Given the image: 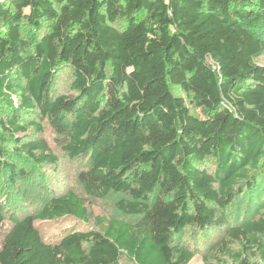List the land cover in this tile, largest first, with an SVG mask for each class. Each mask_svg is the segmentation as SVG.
Segmentation results:
<instances>
[{"label":"trees","instance_id":"obj_1","mask_svg":"<svg viewBox=\"0 0 264 264\" xmlns=\"http://www.w3.org/2000/svg\"><path fill=\"white\" fill-rule=\"evenodd\" d=\"M262 56L264 0H0V176L16 187L23 161L58 163L21 137L40 114L69 157L90 155L86 195L126 194L119 209L140 218L47 238L45 223L92 218L83 198L11 214L4 232L0 204V264H190L204 239V264H264ZM63 67L73 96L53 95ZM245 193L259 216L232 224Z\"/></svg>","mask_w":264,"mask_h":264},{"label":"rangeland","instance_id":"obj_2","mask_svg":"<svg viewBox=\"0 0 264 264\" xmlns=\"http://www.w3.org/2000/svg\"><path fill=\"white\" fill-rule=\"evenodd\" d=\"M47 25H44V28ZM39 37V32L34 30H26L24 38L28 39L32 47L36 44V39ZM259 65H264V56L257 60ZM73 76L67 67H63L56 74L53 86V95H70L73 96L74 91L71 90ZM177 93H181L178 91ZM18 101L17 97H14ZM73 116H68L67 120ZM29 119L35 124V128H41L42 132H37L33 127H30L27 135H21L25 141L45 140L49 147L52 149L54 155L58 158L56 165L37 166L32 163L22 162L26 169L25 178L18 179L16 187H11L6 176H0V204L5 210V222L1 232L7 231L11 228L12 223L10 220L11 214L15 218L23 215H36L42 206L51 198L61 196L69 191L75 192L79 197L86 201V207L92 218L85 223L80 224L72 219L60 220L52 223H45L43 225L44 236L51 238L57 236L62 230L67 227L78 226L82 229L98 230V225L94 221L96 217H104L106 219H116L128 223H136L139 217L128 215L119 209L120 202H130L131 198L126 194L112 193L104 199L91 198L86 195L84 189L79 181V173L85 170L90 164V155H85L80 158H71L65 151L66 138L57 134L51 127L46 118H41V115H30ZM10 149L15 148L13 144H7ZM24 175V174H23ZM255 201V200H254ZM261 201L251 202L250 195L243 194L239 200V206L236 212L231 211L230 221L232 224L240 223L242 220L257 218L259 216L258 209ZM39 223V222H38ZM40 224V223H39ZM209 237L210 244L215 243L224 234L222 230L211 231ZM2 234H0L1 237ZM187 237H185L186 239ZM202 238V237H201ZM201 240V239H200ZM205 240V239H204ZM204 240L198 242L200 250L196 252L195 258L190 264H204L202 252L204 248ZM1 243V239H0ZM200 243V244H199ZM122 264H131L126 256L121 257ZM230 264H235L230 262Z\"/></svg>","mask_w":264,"mask_h":264}]
</instances>
